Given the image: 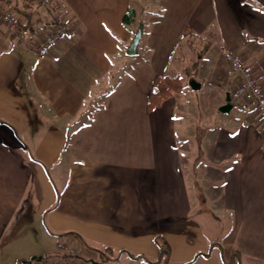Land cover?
<instances>
[{
    "label": "crops",
    "instance_id": "1",
    "mask_svg": "<svg viewBox=\"0 0 264 264\" xmlns=\"http://www.w3.org/2000/svg\"><path fill=\"white\" fill-rule=\"evenodd\" d=\"M0 1L22 15L18 31L0 29V264L42 253L33 224L105 255L100 264H150L134 256L157 260V237L171 264H264V122L254 104L232 102L228 119L211 121L217 132L207 129L199 154L197 127L176 119L174 95L148 105L186 35L212 43L215 86L234 83L222 75L224 45L264 84V0H144L148 20L136 0H58L74 38L45 55L31 45L52 29L55 9ZM130 8L134 31L123 24ZM206 203L233 226L222 240L208 236Z\"/></svg>",
    "mask_w": 264,
    "mask_h": 264
},
{
    "label": "rangeland",
    "instance_id": "2",
    "mask_svg": "<svg viewBox=\"0 0 264 264\" xmlns=\"http://www.w3.org/2000/svg\"><path fill=\"white\" fill-rule=\"evenodd\" d=\"M136 1L139 11V18L143 20H148L149 18H151V16L148 15L149 13L145 10L144 0ZM157 12L158 11H156L155 14H157ZM170 34L171 32H169L165 36H162L160 38V42L166 41ZM209 42L210 41L201 38H193L189 37L188 35L184 36L183 40L179 42L176 47H173L169 52L166 59L167 61L161 71V74L163 76L179 75L181 81L184 83V88L180 92L174 93L173 103L176 107L174 116H176V119H182L185 117L186 120H190V122H192L193 125L197 127V131L199 132L197 141L199 143L198 148H196V150H198L196 154H199L201 152L202 143H204L205 145L206 143L211 142V137L207 135L204 137V133L207 131V129H209L210 131L217 130L216 123L214 124V129L210 128L211 121L228 119V116L233 114H226L220 109H216L218 100H220V98L225 100V93H227L228 91L212 84V82H214L216 70L214 53L212 51H209L207 54H205L204 51V46ZM213 44H216V42H214ZM200 54H203L202 58ZM130 68V65H128V72ZM126 72V69L123 70L120 78H125L124 76ZM191 78L203 83V85L197 90L192 89L189 84ZM206 206L210 218L209 221L212 223L207 224L209 221L203 222L206 225L208 236L209 238L213 237L218 241L219 239L222 240L231 231V228L233 226L231 223L228 224V219L224 217L221 209L209 208L208 203H206ZM23 226L25 227V224ZM43 226L44 225H37V229H35V225L33 224L29 230V232H32L33 235V244H35L38 249L43 250L42 253L38 255L43 257L42 260L35 261L34 263L52 264L55 261L63 258L62 255L68 251L65 248H60L58 243L60 237L57 235H52L45 228V226ZM20 227L17 228V233ZM34 237H37V239H35ZM65 240L66 239L64 238V241ZM64 241L62 240V242L66 244V242ZM215 252L217 251L215 250ZM32 256L33 255H30L28 257V260H30ZM13 258L14 257H10L9 259ZM83 258L84 261L82 264H93V261H96L100 264L99 261L102 259L101 254H97L96 252L93 253V251L89 250L88 248H86L83 254Z\"/></svg>",
    "mask_w": 264,
    "mask_h": 264
},
{
    "label": "built area",
    "instance_id": "3",
    "mask_svg": "<svg viewBox=\"0 0 264 264\" xmlns=\"http://www.w3.org/2000/svg\"><path fill=\"white\" fill-rule=\"evenodd\" d=\"M45 7H53L56 11L53 27L44 36L35 39L31 49L37 55H45L56 44L74 38V25L64 14V6L58 0H34ZM22 24V15L11 6L0 1V29L2 25L16 32ZM221 59L224 63L222 75L227 82L234 80L230 91L231 101L254 104L257 113L264 122V84L259 76L247 66L241 54L229 45L221 48ZM60 248L67 249L63 258L52 264H82L84 261L82 250L78 247L59 243ZM67 254V257H66ZM35 261L25 264H35Z\"/></svg>",
    "mask_w": 264,
    "mask_h": 264
},
{
    "label": "trees",
    "instance_id": "4",
    "mask_svg": "<svg viewBox=\"0 0 264 264\" xmlns=\"http://www.w3.org/2000/svg\"><path fill=\"white\" fill-rule=\"evenodd\" d=\"M24 13L30 14L31 11L26 10V11H24ZM123 24H124V26H126V28L134 31L133 27H134V25L137 24L136 11L134 8H130L125 13V15L123 17ZM183 38L184 37H182V39L179 42H181L183 40ZM209 44H206V45H208V47H206V45L204 46V51H207L212 43H209ZM200 56L202 58L203 54H200ZM191 79H193V78H191ZM183 88H184V83L181 81L179 75H173V76L160 75V76L156 77L154 87H153V89L149 95V100H148L149 107L154 108L156 106H159L160 104H162L163 101L172 97L175 92H180ZM156 242L158 243V246L160 248V255H159L157 260L152 261L144 255H137V256H134L132 254L131 255L136 257V258H139V259H144L146 262H148L150 264H158L161 261L164 262V264H171L169 262L170 246L168 244V241H166V239L163 237H157ZM200 254H203V253H199V255ZM62 257H64V256L62 255ZM66 257H67V254H66ZM101 257L103 260L105 259V255L103 256V254H101Z\"/></svg>",
    "mask_w": 264,
    "mask_h": 264
},
{
    "label": "water",
    "instance_id": "5",
    "mask_svg": "<svg viewBox=\"0 0 264 264\" xmlns=\"http://www.w3.org/2000/svg\"><path fill=\"white\" fill-rule=\"evenodd\" d=\"M142 33H143V24L141 23V24H139L138 28L136 29L134 36H133V38H132V40L128 46L127 53L129 55H134L136 53L138 44H139L140 39L142 37ZM189 84L192 87V89H194V90H197L201 87V82H199L195 79H191L189 81ZM232 106L233 105H232V101H231L230 92H227L226 93V103L220 107V110L222 112L226 113V112H229L231 110ZM42 258H43L42 256H32L28 262L39 261V260H42ZM92 263L93 264H99L96 261H93Z\"/></svg>",
    "mask_w": 264,
    "mask_h": 264
}]
</instances>
